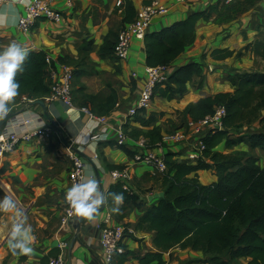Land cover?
<instances>
[{
    "label": "crops",
    "instance_id": "0c3cea01",
    "mask_svg": "<svg viewBox=\"0 0 264 264\" xmlns=\"http://www.w3.org/2000/svg\"><path fill=\"white\" fill-rule=\"evenodd\" d=\"M119 1L125 0H51L54 9L61 14L62 22L41 18L27 33L17 27L24 6L14 1L0 4V50L16 42L28 52L43 51L51 58V66L67 65L73 72V107L44 97L41 100L43 105L30 103L25 108L20 107L19 112L0 127V132H13L18 137L34 129L50 130L49 136L37 134L29 140L20 138L16 148L0 159V199L11 197L22 210L20 215L0 211V264H40L43 258L48 260L59 254L64 257L65 264H106L98 237L102 219L107 214L110 215L109 226L124 229L118 254L110 264H119V255L126 253L123 264H139L133 255L155 252L156 249L152 243L153 233L138 230L137 222L155 201L148 202L147 197L163 191L160 177L132 159L133 152L142 149L138 146V139H145L147 132L157 127L161 147L151 148L145 139L144 149L163 154L176 153L178 148L164 139L180 127V113L189 103L216 93L232 92L234 87L229 78L237 81L240 74L264 72V59L245 49L247 44L263 36L264 0H160L168 6L170 15L154 23L149 32H157L181 21L190 13L206 11L208 20L197 22L194 43L168 65L170 74L188 63H199L202 74L192 78L181 97L168 101L154 95L149 107L138 109L135 116L128 117L145 78L144 41L133 39L124 61H117L99 51L104 39L113 43L126 24L124 8L117 6ZM127 1L136 12L151 0ZM87 43H90V49L82 51ZM216 49H228L234 54L226 60H213L210 53ZM132 73L136 78L131 76ZM110 92L117 95V101L128 98L126 105L124 103L121 108L113 110L107 108L112 99ZM121 94L124 95L120 98ZM114 101L113 98L109 106L112 107ZM81 108L105 117V124L90 119ZM1 118L0 115V121ZM24 118H30L31 123L17 126L16 122ZM247 131L264 134V120L240 129L237 135L246 137ZM119 133L125 135L123 144L117 141ZM69 151L77 154L84 163L83 182L95 178L98 189L106 196V202L98 207L91 219L80 217L78 232L75 230L76 221L70 227L60 226L63 195L69 183ZM215 151L224 154L245 152L264 168V151L252 148L246 138L231 149H226L222 143ZM123 168L129 171L130 179L126 185L138 196L140 207L123 202L119 206L121 211L114 213L110 190L116 185L110 172ZM197 176L204 185L216 181V176L209 170L198 171ZM17 222L31 226L32 251L29 253H9L10 232ZM62 244L66 246L61 248ZM22 255H26L24 261H20ZM205 259L202 252L191 249L173 248L163 254L165 264H207ZM247 262L246 258H238L231 264Z\"/></svg>",
    "mask_w": 264,
    "mask_h": 264
},
{
    "label": "trees",
    "instance_id": "16d2710c",
    "mask_svg": "<svg viewBox=\"0 0 264 264\" xmlns=\"http://www.w3.org/2000/svg\"><path fill=\"white\" fill-rule=\"evenodd\" d=\"M126 24L135 18L130 2H121ZM207 21L206 11L194 12L181 21L174 22L157 32L144 37L145 64L147 67H168L176 57L191 46L196 38L198 21ZM124 27V26H123ZM116 38V37H115ZM90 43L81 49H90ZM255 57L264 59V33L253 43L247 44ZM102 55L113 53V43L104 39L99 48ZM233 51L216 49L210 53L213 60L222 61L232 57ZM47 55L41 50L28 52L23 71L16 79L20 82L18 95L9 103V111L1 119L19 112L27 104L41 101L49 93L46 84ZM205 57V55L203 56ZM202 74L199 63H188L168 74L165 82L155 85L154 95L171 101L187 91V84L194 76ZM234 87L232 92H220L189 103L180 113L181 125L188 120L199 121L210 115L217 105L225 107L222 128L204 136L203 158L194 165L177 159V153L164 154L167 171L160 177L164 197L155 200L141 214L136 228L153 233L155 252L133 255L139 264H165L163 254L173 248L191 249L202 252L207 264H231L238 258H246V264H264V168L257 159L245 152L232 151L224 154L215 151L224 143L226 149L242 143L245 138L252 148L264 151V134L247 131L239 136L240 129L264 120V72H248L229 78ZM25 96L29 103L19 105ZM180 125V126H181ZM149 147L161 140L159 129L153 127L145 135ZM209 170L216 181L202 184L198 171ZM111 193H123L124 202L138 207V196L122 190L115 184ZM9 253H13L9 247ZM118 252L116 253L117 256ZM126 254H120L123 264ZM228 257V260L225 258ZM26 255L20 256L24 261ZM43 258L40 264H47Z\"/></svg>",
    "mask_w": 264,
    "mask_h": 264
},
{
    "label": "built area",
    "instance_id": "2783aa9c",
    "mask_svg": "<svg viewBox=\"0 0 264 264\" xmlns=\"http://www.w3.org/2000/svg\"><path fill=\"white\" fill-rule=\"evenodd\" d=\"M16 2L24 6L23 14L18 18L17 27L22 33H27L33 27L38 19H47L52 22H62L61 14L54 9L51 0H0V4L7 2ZM183 0H177L182 2ZM117 6H121V2H117ZM170 9L160 0H151L148 4L141 6L135 14V18L131 23L125 24L122 30L116 36L113 42L112 57L117 61H124L128 57L131 42L133 39L143 41L147 33H149L154 20H161L169 15ZM51 58L46 57L47 63V85L49 93L45 97L48 101H61L68 107H73L72 102V80L73 72L71 67L67 65L51 66ZM168 67L156 66L145 68V78L141 89L136 98L135 107L128 111V117L135 116L138 109H146L151 104L154 97L155 85L159 82H165L168 77ZM131 76L136 78V74ZM28 103V99L22 96L19 100V105L24 106ZM81 111L88 114L89 118L96 120L97 123L104 125L106 118L96 116L87 108H81ZM225 107L217 105L213 112L199 121L188 120L179 128L174 129L167 135L164 140L173 143L177 148V159L187 163H197L203 158L205 151L204 136L215 130L222 128V120L225 116ZM31 123L30 118H24L16 122L17 126H28ZM49 129L28 131L20 137L13 132H0V159L11 153L19 143V140H29L37 134L49 136ZM125 135L119 133L117 141L123 144ZM139 147L142 149L135 150L132 154V159L136 163H142L151 168L153 174L159 177L163 176L166 171L164 162V154L154 151H146L144 149L145 139H138ZM156 147H161L159 142ZM97 158L96 155L93 156ZM68 162L70 163L68 173V188L75 183L84 181V163L81 158L73 151H69ZM111 180L114 184L120 183L122 190L129 194L133 191L126 185V181L130 179L128 169H116L110 172ZM67 188V189H68ZM67 191V190H66ZM65 191V193H66ZM63 195V210L60 217V226L70 227L76 219V215L72 212L70 205L65 200ZM110 215L107 214L102 219L98 242L102 251V259L106 264L112 263L119 250V246L124 237V229L122 226H109ZM66 244H62L64 248ZM47 264H65L62 254L48 259Z\"/></svg>",
    "mask_w": 264,
    "mask_h": 264
},
{
    "label": "clouds",
    "instance_id": "9594fccd",
    "mask_svg": "<svg viewBox=\"0 0 264 264\" xmlns=\"http://www.w3.org/2000/svg\"><path fill=\"white\" fill-rule=\"evenodd\" d=\"M28 57V50L16 42L10 43L0 50V115L9 111V103L18 95L20 82L16 79L18 72L23 71L24 62ZM115 207L114 213L121 211L124 202L123 193H111ZM65 200L72 212L77 216L91 219L98 207L106 202L105 194L98 189L95 178L85 182L75 183L65 193ZM0 211L22 214L17 203L11 197L0 199ZM32 232L30 225L14 223L10 232L9 247L13 254L29 253L32 251L29 236Z\"/></svg>",
    "mask_w": 264,
    "mask_h": 264
},
{
    "label": "water",
    "instance_id": "95a60500",
    "mask_svg": "<svg viewBox=\"0 0 264 264\" xmlns=\"http://www.w3.org/2000/svg\"><path fill=\"white\" fill-rule=\"evenodd\" d=\"M158 21H160V20H154V21H153V24L156 23V22H158ZM34 104L43 105V103H42L41 101L33 102L32 105H34ZM14 115H15V114H10V115L4 117V118L0 121V127H1V125H2L5 121H7L8 119H10V118L13 117ZM163 197H164V192H155V193H153V194H151V195H149V196L147 197V201H148V202H152V201H154V200H158V199H161V198H163ZM102 209H103V206H102L101 210H102ZM80 217H81V216H76V219H75V221H76V222H75V230H76V232L79 231V227H80L79 219H80ZM71 248H72V246H71Z\"/></svg>",
    "mask_w": 264,
    "mask_h": 264
},
{
    "label": "rangeland",
    "instance_id": "374dc122",
    "mask_svg": "<svg viewBox=\"0 0 264 264\" xmlns=\"http://www.w3.org/2000/svg\"><path fill=\"white\" fill-rule=\"evenodd\" d=\"M168 7V6H167ZM170 15V14H169ZM168 15V16H169ZM110 95L112 96V99L114 98L115 99V101H114V103H113V106L111 107V106H109L111 103H112V99H111V103L110 104H108V106H106L107 108L108 107H110V108H112V110H113V108L114 109H118V108H121L122 107V104H124L125 103V105H126V102L128 101V98L127 99H122V100H120V101H117V95L115 94V93H111L110 92ZM124 94H121L120 95V98H121V96H123ZM125 97H126V95H125ZM145 167H147L148 169H150L151 170V168L150 167H148V166H145Z\"/></svg>",
    "mask_w": 264,
    "mask_h": 264
}]
</instances>
